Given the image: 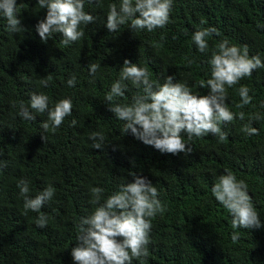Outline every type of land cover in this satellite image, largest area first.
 Here are the masks:
<instances>
[{
  "label": "trees",
  "instance_id": "16d2710c",
  "mask_svg": "<svg viewBox=\"0 0 264 264\" xmlns=\"http://www.w3.org/2000/svg\"><path fill=\"white\" fill-rule=\"evenodd\" d=\"M120 2L84 0L95 22L81 25L84 35L68 45L61 33L41 41L35 26L47 9L38 0H16L19 32L9 31L0 14V264H76L71 250L79 243L81 219L96 207L91 189L102 188L103 201L131 182L132 174L153 183L164 207L151 218L148 255L133 258L132 264H264V68L226 86L235 119L220 124L225 140L181 133L192 148L189 154L162 153L130 130L124 133L126 122L116 118L105 99L125 59L146 68L154 84L174 75L197 95L208 93L201 81L206 85L211 78L212 51L224 39L264 62V0H172L163 28L132 31L129 22L110 32L109 6ZM212 27L219 34L206 38L209 49L201 53L192 36ZM93 63L100 65L95 74L89 71ZM73 75L76 82L70 87L67 80ZM49 76L48 86L41 85ZM124 83V96L111 103L130 105L133 96L142 94V87ZM241 86L252 97L242 108L237 107ZM32 93L46 95L49 107L70 99L71 115L45 131L41 123L47 113L30 108ZM21 103L35 120L20 115ZM244 125L258 134H247ZM97 132L104 137L102 150L93 148L89 138ZM226 170L247 184L261 227L232 228L231 213L211 191ZM21 179L29 182L33 197L48 185L54 188L39 212L25 210L17 186ZM42 214L48 218L43 228L35 223Z\"/></svg>",
  "mask_w": 264,
  "mask_h": 264
},
{
  "label": "clouds",
  "instance_id": "9594fccd",
  "mask_svg": "<svg viewBox=\"0 0 264 264\" xmlns=\"http://www.w3.org/2000/svg\"><path fill=\"white\" fill-rule=\"evenodd\" d=\"M40 8H46V16L38 21L36 31L41 41L47 40L55 33H61L63 43L68 45L78 41L84 32L81 25L95 22V17L84 10V0H38ZM172 8V0H121L109 6L106 26L110 32L129 23L134 31L163 28ZM0 14L7 20L9 31L16 33L23 27L16 13V0H0ZM216 33L217 29L205 28L197 30L192 40L201 53L209 49L207 37ZM211 78L206 85L201 81V87H207V95H197L184 83L175 81L174 75H168L162 84L153 83L146 68L137 66L125 59L120 68L119 79L111 86L105 99L109 102V110L116 118L125 121L124 133L131 134L144 144L151 145L162 153L189 154L192 148L184 142L182 132L187 136H218L226 139V133L221 131L220 124L235 119V114L229 110L227 87L236 85L241 79L251 76L252 72L264 68V62L257 56H249L247 48L241 50L236 45H230L227 39L222 40L212 51L209 60ZM99 64L89 65L91 74H95ZM51 77L41 80L40 84L47 87ZM125 81L139 88L142 94L133 96L130 105L111 103L116 97H122L127 89ZM175 81V82H174ZM76 77L67 80L70 87L75 86ZM227 86V87H226ZM249 89L241 86L239 95L243 107L251 103ZM20 115L29 120H35L29 108L21 103ZM30 108L36 113H47V119L41 127L47 131L58 128L65 117L71 115L72 103L68 98H62L49 107L48 97L44 94L32 93ZM259 119V115L254 117ZM239 119H244V113H239ZM75 124V121H73ZM249 135L258 134V130L250 125L243 129ZM92 147L103 149L102 133H93ZM42 139L44 136L42 135ZM131 182H124L119 190L110 194L102 201L103 189H91L94 210L81 219L79 243L71 250L72 259L76 264H132L133 258L141 259L148 255L147 245L150 242L151 218L162 213L164 207L158 197V190L146 177L132 174ZM20 195L24 198L25 210L39 212L44 203L51 200L54 188L48 185L34 197L30 195L29 182L21 179L17 185ZM248 186L242 179L226 170L219 176L211 191L216 200L231 213L232 228L253 229L261 227L260 215L256 211L248 193ZM35 223L43 228L48 223L46 215H39ZM231 239L235 242L238 235L233 233Z\"/></svg>",
  "mask_w": 264,
  "mask_h": 264
}]
</instances>
